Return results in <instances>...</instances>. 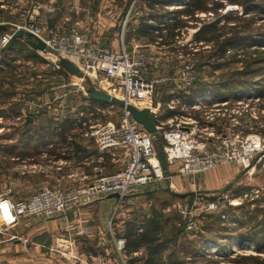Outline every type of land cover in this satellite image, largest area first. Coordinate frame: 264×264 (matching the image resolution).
<instances>
[{"label":"rangeland","instance_id":"obj_1","mask_svg":"<svg viewBox=\"0 0 264 264\" xmlns=\"http://www.w3.org/2000/svg\"><path fill=\"white\" fill-rule=\"evenodd\" d=\"M15 1L14 6L2 8L8 21L14 22L4 33L26 23L27 17L22 15L26 9L43 28L64 30L79 22L92 39L114 49L121 46L123 30L128 51L160 55L159 67L152 72L157 82L151 105L159 119L166 116L168 103L192 118L196 110L194 136L207 144L204 151H216L225 133L231 138L238 132L241 138L256 134L263 139L264 42L255 44L264 40V16L259 13L240 16L239 11L225 21L222 13L238 10L237 5H227L217 15L201 11L196 20L179 15L185 26L175 29L177 35L170 39V18L182 7L180 3L149 8L143 0ZM149 13L166 16L149 20L159 26L156 29L140 32L141 19ZM166 19L164 29L159 21ZM214 21L213 30L203 34L210 41L194 39L200 27ZM227 38L233 42H225ZM21 43L14 45L16 51L3 47L6 51L0 67V193L8 191L16 199L29 197L41 183L81 185L83 175H90L93 166L87 156L97 150L77 159L83 155L82 136L60 141L48 133L62 130L67 119L73 120L71 132L90 130L95 123H118L124 109L116 104H93L87 99V79L80 80L82 74L74 76L59 69L53 51L33 52L27 42ZM187 80L193 82L187 84ZM192 88L205 90L192 102L207 96L194 108L183 96ZM160 143L164 144L162 137L154 143L156 151ZM115 153L120 155L121 149ZM260 153L250 158L249 165L225 161L197 173H181L174 164L161 178L136 187L121 199L108 195L78 205L62 215L65 217H23L14 225L59 219L41 239L46 250H52V264H124L125 260V264H142L144 251L127 254L119 250L118 237L125 222L161 214L163 231H178L173 255L177 264H264V149ZM105 160V172L121 167V159ZM223 172L231 177L224 180ZM206 179L216 181L208 184ZM252 185L259 192L253 198L250 194L244 197V192L254 191ZM212 202L215 206L209 207ZM12 226L0 234L10 238Z\"/></svg>","mask_w":264,"mask_h":264},{"label":"built area","instance_id":"obj_2","mask_svg":"<svg viewBox=\"0 0 264 264\" xmlns=\"http://www.w3.org/2000/svg\"><path fill=\"white\" fill-rule=\"evenodd\" d=\"M22 15H26V23L16 24L11 32L3 33L0 37V47L3 48L10 43L15 30L21 28L32 31L35 38H41L45 42L46 49L55 53L54 63L58 68H61L58 64L59 59L67 58L79 67L83 75L80 80L89 78L92 83L96 81L101 89L113 96L131 104L133 103L128 99L137 98L136 100L142 104L133 105L150 108L157 115V132L147 131L126 109H123L118 123L112 121L95 123L89 126L90 130H82L84 135L93 138L97 148L96 154L87 156L93 163L91 174L83 175L84 181L78 186L64 187L41 183L24 199H16L8 191L0 193V233L23 217L47 219L62 216L78 205L112 193H117L116 198L121 199L133 192L136 187L161 178L165 173L161 169L154 145L158 137H162L164 141L163 149L168 171L176 164L181 173H197L225 161H242L249 165L250 158L252 160L260 155L264 149V137L261 139L259 135L252 134L251 137L246 135L245 138H241V134L235 132L232 138L227 137L225 133L216 151H204L207 144L199 142L194 136L197 129L196 119L179 110L170 114V109H176L175 104L168 103L166 116L159 119V114L151 103L157 82L152 72L159 67L160 55L128 51L123 43V30L120 34L121 46L114 49L92 39L80 28L79 22L66 30L46 29L36 23L35 17L29 15L28 10L23 9ZM125 24L124 20L123 26ZM41 51L43 50H37ZM192 82L193 80L186 81L187 84ZM205 97L207 96L197 98L188 106L191 108L198 106ZM173 100L170 102H174ZM117 149H121L118 156L115 153ZM105 158L111 162L121 159V167L112 172H105ZM262 169L264 171V162ZM261 187L264 190V181ZM254 188L253 186L252 193L244 192V197L249 194L252 197L259 192V188ZM240 197L239 199H242ZM214 206V202L209 203V207ZM14 237L15 235H10V239ZM117 241V248L125 252L124 239L119 236Z\"/></svg>","mask_w":264,"mask_h":264},{"label":"trees","instance_id":"obj_3","mask_svg":"<svg viewBox=\"0 0 264 264\" xmlns=\"http://www.w3.org/2000/svg\"><path fill=\"white\" fill-rule=\"evenodd\" d=\"M144 4L146 3L149 8H155L158 6H166L170 3H180L182 7L176 10V15L174 17L171 16V21L169 23L168 35L167 37L172 39L177 35L175 29H180V27L185 26V23H181L180 19H178L179 15L189 16L192 19L196 20L198 16L197 13L201 11L205 12H222L225 10L227 5H237L238 10L235 12L229 11L222 13V17L225 21H228L233 14H236L240 11L241 15L250 14V13H259L261 16H264V0H213L209 2V0H143ZM179 8V7H177ZM159 14V15H158ZM162 13H149L145 18L141 19V22L138 26V30L141 32L148 31L151 29H156L157 25H152L149 22L150 19H159L161 20L163 16ZM171 12H168L167 15H171ZM169 18V17H168ZM165 21H159L166 23ZM215 26V21L200 27L196 32L194 37L195 40L198 41H210L212 38L209 36L204 37L203 34L209 32V30H213ZM166 29L165 25L163 26ZM160 27V28H163ZM1 28V27H0ZM3 30L7 29V26L2 27ZM249 36V35H248ZM164 38V39H167ZM20 37L13 38L10 43L6 46V49L12 50L15 44L21 42ZM164 40L163 38H161ZM17 42V43H16ZM27 42V41H26ZM163 42V41H162ZM166 42V40H165ZM170 42V41H169ZM225 42H233L231 38H227ZM264 42V40H257V43ZM25 43V42H24ZM20 44V43H19ZM23 44V43H22ZM26 44V43H25ZM35 52V51H33ZM205 93L204 89H196L192 88L189 90V93L183 94L185 97V101L191 104V102L198 96V94ZM93 104H104L103 102H99L96 100L88 98ZM175 109H170L169 113L175 112ZM196 114L197 111L193 110ZM193 115L197 117V115ZM73 122V120H72ZM70 120H65L66 125L62 130L58 131L57 128L49 132V136H55L60 141H65L68 137L71 130L74 128V125ZM71 144V141L67 142V145ZM66 145V146H67ZM60 154V153H59ZM58 154V155H59ZM64 156V154L59 155V157ZM190 194H193L190 192ZM178 231L174 232H164L162 228V217L161 214H155L152 216H148L142 220H130L125 222L124 229L122 231L121 237L125 241V252L127 254H132L134 252L143 250L144 254L141 257L142 264H177L178 261L173 258L174 253L177 251V240H178ZM173 246L172 249H170ZM165 252H168L165 254Z\"/></svg>","mask_w":264,"mask_h":264},{"label":"crops","instance_id":"obj_4","mask_svg":"<svg viewBox=\"0 0 264 264\" xmlns=\"http://www.w3.org/2000/svg\"><path fill=\"white\" fill-rule=\"evenodd\" d=\"M15 3H16L15 0H0V27H1L0 37L5 32V30H3L2 27L6 25L8 29V24L11 25V23H14V22L8 21L2 8H5L7 5L14 6ZM20 40L23 42H26L24 38L23 39L21 38ZM19 43L22 44L21 42H18V44ZM29 47L28 49L30 51L37 52L38 50V49L32 48L30 45ZM6 50L0 47V67H2V63L4 61V51ZM13 50L16 51L17 47H14ZM59 69L64 70L63 68H59ZM64 71L67 72L66 70ZM67 73L69 74V72ZM72 132H76V133H72ZM72 132L69 133L68 138L71 136L73 137L82 136L83 137L82 141L84 142V145H83L84 147L83 148L81 147L82 148L81 152L83 153V155H81V157H78L77 159H80V160L83 158L85 159L88 153H90L91 151H95V149L97 150L93 138L90 136L84 135V133L82 132V129H78V131L73 130ZM225 167H222V168H225ZM222 177L224 180H226L227 178H230L231 176L229 173L227 174L223 172ZM215 181L216 179H209L207 183L212 184ZM208 188H212V187L209 186ZM62 217H65V216H62ZM39 221H42V220H39ZM58 223H60L59 219L54 218V219L45 221V223L38 222L37 224L24 223L25 225H21V224L14 225L12 226V229H11V231L14 232L12 234L15 235L13 239H10L8 236H6V234H0V264H52V258H51L52 248L50 247V250H51L50 252L46 250V245H44L41 239L43 237L42 235L43 233H45L46 231L50 233L53 227L57 226ZM67 263L68 261L64 264H67Z\"/></svg>","mask_w":264,"mask_h":264},{"label":"water","instance_id":"obj_5","mask_svg":"<svg viewBox=\"0 0 264 264\" xmlns=\"http://www.w3.org/2000/svg\"><path fill=\"white\" fill-rule=\"evenodd\" d=\"M231 9H235L236 7H230ZM15 37H22L25 38L27 43L34 49H39V50H45L46 49V44L41 38H35L34 34L30 30H25V29H17L14 31L12 38ZM35 38V39H34ZM10 40V41H11ZM58 64L69 72L70 74L74 76H79L81 74V71L79 67H77L71 60L67 58L61 57L58 61ZM88 81V88L86 90L87 94L89 97L93 100L103 102L106 104H116L127 111H129L130 115L132 118L141 124L147 131L150 133H156L157 128H156V122H157V115L150 110L148 107H137L131 103H128L116 96L111 95L110 93L106 92L103 89L97 88L95 85H93L92 81L89 78H86ZM32 117L27 116L26 120L29 122L31 121ZM158 154V159L159 163L161 166L162 171L166 174L168 172V166H167V161L165 158V152L163 149V145L160 143L158 146L157 150ZM110 196L117 197V193H112Z\"/></svg>","mask_w":264,"mask_h":264},{"label":"bare ground","instance_id":"obj_6","mask_svg":"<svg viewBox=\"0 0 264 264\" xmlns=\"http://www.w3.org/2000/svg\"><path fill=\"white\" fill-rule=\"evenodd\" d=\"M177 7H178V6H177ZM177 7H176V8H177ZM119 97H120V96H119ZM129 99H130V100H129ZM129 99H128V101H129V102H132L133 104H135V101H136V105H137V102L141 103V101H137V100H136L137 98H135V99H134V98H129ZM141 104H142V103H141ZM234 203H237V202L235 201ZM3 207H4V206H3ZM4 209H5V207H4Z\"/></svg>","mask_w":264,"mask_h":264}]
</instances>
